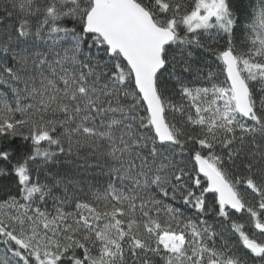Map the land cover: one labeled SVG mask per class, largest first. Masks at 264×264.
Masks as SVG:
<instances>
[{
  "label": "snow or ice",
  "instance_id": "6c2138e0",
  "mask_svg": "<svg viewBox=\"0 0 264 264\" xmlns=\"http://www.w3.org/2000/svg\"><path fill=\"white\" fill-rule=\"evenodd\" d=\"M0 264H264V0H0Z\"/></svg>",
  "mask_w": 264,
  "mask_h": 264
}]
</instances>
